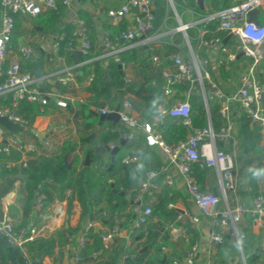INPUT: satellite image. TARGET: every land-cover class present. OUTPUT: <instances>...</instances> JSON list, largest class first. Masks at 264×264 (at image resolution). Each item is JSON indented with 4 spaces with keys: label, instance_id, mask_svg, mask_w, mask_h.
Returning <instances> with one entry per match:
<instances>
[{
    "label": "built area",
    "instance_id": "2783aa9c",
    "mask_svg": "<svg viewBox=\"0 0 264 264\" xmlns=\"http://www.w3.org/2000/svg\"><path fill=\"white\" fill-rule=\"evenodd\" d=\"M167 1L170 2V0ZM229 1L228 6L202 15L201 20L207 22L214 19L217 22L216 30L223 31L225 35L232 37L236 51L252 59L246 71L237 78L229 80L230 91L226 92L219 83L210 80L208 73L202 70V67L209 63V59L207 57L200 60L195 49L219 50L224 57L218 58L217 64L235 60L236 54L223 45L219 36L211 35L205 38L203 35L206 29L203 28L196 48L190 45L189 54L182 60L178 53L172 55L175 70L163 73L162 95L166 98L175 97L174 83L183 81L188 84L183 99L175 97L171 103L165 99L166 105L159 109L160 115L178 118L182 124L189 127L186 139L175 145L166 144L161 135L154 132L151 123L140 122L133 114L132 103L128 97L121 98L119 102L117 110L118 122L121 125L119 131L127 145H133L135 139L143 134L148 145H157L166 154L170 166L162 165L158 170L163 173V183L173 186L175 178H178L195 206L210 218L205 246L207 256L214 257L219 246L226 239L236 242L241 234L245 235L246 230L243 227H246L257 236L249 254L254 253L262 257L264 255V176L254 177V173L258 168L264 169V158L260 162L252 163L255 190L247 178H239L240 167L237 163L236 143L228 152L218 148L217 142L226 143L230 138L234 139L231 109L235 105L234 109L242 111L247 116L250 126L258 128L260 144L264 147V105L261 101V96L264 95V81L259 77L263 70L258 68L257 77L254 68L256 64L264 60V23H260L259 19L258 23L248 19V12L255 7L259 9V14H264V0ZM72 2L73 0H0V116H6L11 122L22 126V129L11 132L0 125V154L8 157L6 159L0 157V169L13 166L19 168L25 166L26 161L35 155L56 152V147L48 142V133L39 135L28 119L18 112L22 99L41 105L45 104L48 98H52L59 107L67 105L65 96L52 89L46 90L39 85V78L35 76L36 70L28 72L21 68L20 62L32 58L34 54L31 44L18 45L13 52L8 47L14 26V15L35 17L46 9L58 12L60 6L68 7ZM195 3L197 4L196 0ZM105 14L112 18L126 19L125 26L119 32L114 34L104 32V45L111 52L119 47L122 39L132 41L137 36L146 35L154 29L153 0H126L118 7L108 8ZM179 27L185 30L188 25L183 24ZM63 37L62 33L53 41V51L57 50L59 40ZM67 48L73 51L79 50L84 55L90 52L89 30L84 20H78L77 27L71 32L67 41ZM8 57L9 62L4 67L3 62ZM153 59L157 61V56ZM62 71L65 76L58 79V84H62L73 76L70 68H64ZM203 78L209 83L207 88L203 85ZM107 79L110 80V77L108 76ZM123 79L126 82L131 80L129 76H123ZM196 87L202 94L207 114H209L207 95L213 97L219 105L218 111L222 123L217 130H214L210 123L204 127H196L191 123L188 97ZM113 110L114 108L107 103L97 107L98 115ZM21 133L28 134L29 137H23ZM36 141H40L41 146H38ZM113 146L112 143L108 145L109 148ZM13 152L17 153L18 157L12 156ZM196 162L200 166H206L215 171L218 183L216 194L211 190L201 191L199 189L197 178L191 167V164ZM98 167L103 169L105 166L100 164ZM156 175L157 172L154 170L147 171L137 187L133 188L136 191L133 201H138L140 206L136 209L129 226L125 228L126 234L123 235L121 227L123 214L115 217V223L101 232L102 242L107 243L110 248H117L123 236L127 238L124 247L128 248L131 242L138 240L137 232L141 230L145 236L147 227L155 221L152 206L159 188L155 180ZM41 186L42 183L37 185L36 199L25 225H16L5 212L0 216V235L10 247L15 246L20 249L24 264H34L26 249V243L43 235L40 220L48 205L43 204L45 195L41 191ZM64 193L68 198L72 195V190L67 188ZM168 206L172 207V204ZM101 215L109 217L111 214L105 209ZM181 217V214H177V219ZM88 225L87 223L76 234L65 233L66 244L76 252L74 264L82 259L80 252L88 241ZM200 253L198 243L195 242L186 253V260L191 263L192 260L200 257ZM247 255L241 247L237 250V256L229 259L227 264H247ZM171 264H184V262L174 257ZM257 264H262V261H258Z\"/></svg>",
    "mask_w": 264,
    "mask_h": 264
},
{
    "label": "trees",
    "instance_id": "16d2710c",
    "mask_svg": "<svg viewBox=\"0 0 264 264\" xmlns=\"http://www.w3.org/2000/svg\"><path fill=\"white\" fill-rule=\"evenodd\" d=\"M208 4L213 10H218L221 7L228 6L229 0H207ZM174 5L178 7L179 4L193 8L194 10L204 13L205 9H200L195 0H173ZM167 0H153L154 6V28H156L165 12ZM63 6H60L58 12L51 9H46L38 14L34 20L37 26L43 27V29L55 27L56 23L60 20ZM80 18L84 20L86 26L89 27L90 19L86 15L80 12ZM264 18V14L259 15L260 23ZM20 20L18 15H14V26L10 35L8 47L14 48L18 43ZM217 22L214 19L207 21L204 25L206 33L203 35L205 38L211 35L219 36L222 40L225 37V32L216 30ZM123 25L119 23L118 28L112 32L118 31ZM74 30L73 25H65L58 30V34H64L63 39L59 40V45L56 50V56L63 57L67 64L77 61L75 51L67 49V41L71 32ZM214 32V33H213ZM111 33V32H110ZM114 34V33H111ZM189 34V32H188ZM229 50L235 52L236 58L226 64H218L216 69L222 79L237 78L242 72L246 71L252 59L243 55L237 56L238 52L235 49V42L232 37H228L223 44ZM178 48L170 45L163 44L158 49H153L152 54L157 55L159 59H163L164 65H173V59L170 58L172 54L177 53ZM44 52H41L39 58H30L20 62V66L23 70L33 72L38 69H42ZM89 54V53H88ZM86 54V56H89ZM198 54L202 57L206 56L203 53V48L198 50ZM47 58L49 54H45ZM144 56V50L142 48H133L127 52L121 54L122 61H132L136 66H139V77L129 82L124 81L123 74L117 69L116 61L110 58L108 61L107 75L110 76L109 81H105L102 76V72L99 68L94 71L95 77L90 80V84L85 88L87 91L93 93L85 101L75 100V106L73 107L70 102L66 106V109L72 113V117L82 119V126L84 128L92 127L98 120V113L90 106L99 107L107 103L110 107L115 108L119 105L117 96L120 95L123 98L125 93H131L138 97L143 103L141 108V119L151 123L154 117H157V121L154 125L156 131L160 132L163 141L168 145H175L179 141L185 140L189 131V127L182 124L178 118L170 115H160L158 111L159 100L156 99V95H159L164 83L162 76H156L155 74L148 76V65L146 60H142ZM9 57L3 62V66L6 67L9 62ZM255 74L258 77V68H261L263 72L260 74V78H264V60L255 65ZM212 79L214 77V71L211 66L207 67ZM152 72V70H151ZM137 74V72H136ZM77 78H82L80 75H76ZM153 81V83H152ZM39 85L48 90V85L45 82H39ZM62 86V84H59ZM203 85L205 88L209 85L207 79L203 78ZM174 94L177 98L183 99L184 94L188 89L186 82H178L173 84ZM62 91V89L60 88ZM101 98L100 101L98 99ZM190 103V117L191 123L196 127H204L208 124V117L206 114L202 94L198 87L191 91L189 94ZM8 100V97H7ZM207 104L209 110V123L214 130H217L221 123L222 118L219 114V105L217 101L207 95ZM57 104L52 98H48L45 104H38L36 102H30L26 99L20 101L18 112L23 115L31 123L33 119L38 115H47L51 110L55 109ZM108 123L107 128H104L97 137L94 139V147L92 149L86 148L84 155L87 154L89 163L84 164V160L75 153L77 142L74 139L66 138L58 146L56 152L52 154H38L26 161L25 166L11 168L2 167L0 169V178L8 185V178L13 176L22 177V191L20 193L21 201V220L18 226H23L28 222V217L34 201L36 199L35 191L37 185L42 183L41 191L44 192L43 204L48 205L56 195L58 199H63L65 196V190L70 188L72 195L67 199L70 201L73 195L77 198L81 207V220L76 228H63L54 236L49 237H36L26 243V249L30 254V257L34 264H41L42 259L45 256H51L54 252V246L56 243H65L64 232H76L78 229H83V218L87 217L88 220L98 219L102 224L110 227L115 223V217L125 214L127 222L123 225L129 226L132 218L134 217L133 210L125 211V208L130 204V200L135 197L136 191L132 185L135 183V187L138 184L137 170L128 164H122L119 166L121 155L125 153L127 145L124 143L119 147L116 153L115 160L111 169H108L110 163V157L106 147L111 142H118L122 140L121 133L119 131V124H113L108 121H101L99 125L103 126ZM233 137L236 140L237 146V163L242 170L247 169V165L253 161H262L264 158V147L260 144V135L258 128L250 126L249 119L242 112L238 111V116L235 118ZM93 137L82 135L79 137V141L85 142ZM143 138L137 137L135 141H138V145L143 141ZM134 141V143H135ZM225 151L231 149V144L227 142L226 147H222ZM14 157H18L17 153L13 152ZM105 156V159H104ZM1 158H8L4 154H0ZM152 170H157L160 167V160L157 153H153ZM69 164V167L67 166ZM103 164L105 167L100 169L98 166ZM193 174L197 178L199 189L205 191L204 179L209 167L200 166L199 163L191 164ZM263 168H258L261 170ZM256 171V172H257ZM133 173L136 175L133 176ZM242 175H244L242 173ZM240 175V176H242ZM245 176V175H244ZM246 178L249 183L253 184L254 189L256 186L253 179V171H246ZM160 175L155 179L159 180ZM10 187V186H9ZM134 187V188H135ZM40 190V189H39ZM122 192V194L120 193ZM127 195L129 197H127ZM171 200L166 189L158 195V201L153 204L152 211L158 217H161L173 225H178L179 222L175 221L177 212L174 208H167V203ZM114 201V202H112ZM104 202L110 211L109 217H103L101 212L105 210L104 207L98 205ZM1 212V211H0ZM188 225V222L185 223ZM246 230L244 235V242L242 249L244 253L248 254L246 257L247 264H257L258 261H262L264 264V255L259 257L254 253L249 254L250 248H252L257 236L250 232L249 229L243 227ZM154 230L148 226L147 232L144 236L143 231L137 232L138 240L134 244H130L128 248L122 250L121 247L113 248L112 251H108L103 247L101 240V230L94 229L88 225L87 238L85 248L81 251L84 256V261L93 259L97 264H116V261L123 256L125 264H161V260L164 258V264H171V258L176 252L170 251L164 253L161 250L162 245H169L173 247L171 242L165 235L161 237L162 241H158L155 238ZM57 239V240H56ZM193 239L189 241L191 244ZM235 242L226 239L220 246L216 254L218 263L227 262L229 259H233L237 256V249L234 247ZM0 264H24L21 256V251L18 247H10L4 237L0 235ZM51 264H59L57 260L52 261Z\"/></svg>",
    "mask_w": 264,
    "mask_h": 264
},
{
    "label": "crops",
    "instance_id": "0c3cea01",
    "mask_svg": "<svg viewBox=\"0 0 264 264\" xmlns=\"http://www.w3.org/2000/svg\"><path fill=\"white\" fill-rule=\"evenodd\" d=\"M125 1L126 0H73L70 6L68 7L63 6L60 20L56 23L55 27L54 28L51 27L47 29H43V27L37 26L35 24L34 18L36 16L27 17L23 15H18V18L20 20L18 43L14 48H11L10 50L13 52L16 50L18 45L31 44V46L34 49V54L32 58H39L41 52H44L45 54H49L50 55L49 58H47L45 54L43 56L44 60L42 63V69L39 71V76H38L39 81L47 83L48 90L52 89L65 96L67 105L68 102H70V104H72V106L74 107L75 100L85 101L90 96H93V93L87 91L85 88L90 84V80L93 77H95L94 71L96 68H99L101 70L103 74L102 78L105 81H109L107 79V77L109 76L107 75V69H108V61L110 58H113L116 61V64H120V71H121L120 73H122L123 76H129L132 80H135L136 78L139 77L138 75L139 66H136L132 61H122L120 57L123 52H127L130 49L140 47L144 50V56L142 57V60L147 61L148 76L155 74L156 76L163 77L164 72L166 71L173 72L175 70L174 63L172 66L164 65L163 59H159L157 55H153L152 50L160 48L161 45L163 44H170L178 48L177 50L178 54L183 52L186 56L187 54H189V46L191 45L192 48L195 49L196 48L195 46L200 38L201 30L203 28L206 29L204 27L206 22H203L201 20V16L206 13L215 11L208 4V1L204 0L203 1V8L205 9L204 13H200L194 10L193 8H189L188 6L179 4L178 7L174 5L175 8H177V10L180 11L179 12L180 15H178L175 12L176 10H173V8L169 3L170 5L169 7L174 11L173 12L171 10L172 11L171 14V12H169L170 10L168 8V1H167L164 15L159 25L156 28H154L153 31H151L146 35H139L132 41L122 39L119 43V47L114 52H111L104 45L103 42L104 32H109V33L119 32L125 26L126 19L109 17L105 14V11L108 8L118 7L121 4H123ZM80 12L86 15L87 17H89L90 19V25L89 27L88 26L87 27L89 30V39L91 42V48L88 54L89 56H86L81 53L80 58L76 57L77 58L76 62L67 64L63 57L56 56V50L53 51L52 43L56 39V37L60 35L58 34L57 31L63 28L65 25H73L74 29L77 27L78 20L82 19L79 16ZM180 21L183 24L188 25V27L185 29L186 36L179 27ZM261 22H264V18L261 20ZM119 23L122 24L123 27L116 32H112L113 30L118 28ZM222 43L224 44L223 40ZM144 45H147L148 48L150 49L149 57H146L147 53L144 48ZM199 49L201 48L195 49L197 57L200 60L207 57L209 59V63L204 67H202V70L208 73L210 80L219 83L226 92H229L230 87L228 83L230 79L229 78L222 79L218 73V70L216 69L217 68L216 66L218 65L216 60L220 57H224V54L220 53L219 50L217 49L216 50L214 49L212 51H206L203 48V53H205L206 56L202 57L198 54ZM172 55L170 56L171 59H172ZM154 56H157V61L153 59ZM226 63L228 62H223L222 64H226ZM208 66H211L212 70L214 71L215 79H212V76L207 69ZM64 68H70L71 72L73 73V76L71 77V79H68L65 82H63L62 86H60L58 84L59 83L58 79L61 76H65L64 71H62ZM117 69L119 71L118 67ZM157 72H160V74H157ZM77 74L82 76V78L80 79L77 78L76 77ZM60 88L62 89V91L60 90ZM123 97H128L130 99L133 107V114L139 119V121L146 122L141 119L140 112L143 103L140 101V99L131 93H125ZM175 97L166 98L165 96L162 95V89H161L160 94L156 95V99L160 101V103L158 104V111L161 107L166 105L164 101L165 99H167V101L171 103L173 102V99ZM100 100L101 98L98 99V101ZM66 106L65 107L57 106L55 107V109L51 110L47 115L36 116L31 122V125L34 127V129L38 132L39 135H44L48 133V142H50V144L56 147V151L58 149V146L61 144V142L64 139L71 138L76 140L77 146L75 149V153L78 154L84 160L85 157L87 156V154L84 155V150L86 148L92 149L94 147L95 137H97L98 134L104 128H107L108 123H105L103 126H101L99 125L100 122L108 121L113 124L114 122L109 119L100 120L98 118L94 126L84 128L82 126V119L73 118L72 113H70L68 109H66ZM90 107L93 110L97 111V107H94L93 105H91ZM234 108L235 105H233L231 109V125L233 128L235 124V118L238 116V111H239ZM156 121H157V117H154L151 122V125L154 132L160 134V132L156 131L154 128ZM115 124L120 125L119 122ZM21 135L23 137H29L28 134L21 133ZM82 135H87L93 138L88 141L81 142L79 141V137ZM139 137L143 138L142 139L143 141L139 145H138V141H135L133 145L127 146L125 153L121 155V159L119 163V166H121L122 164H128L133 167H136L138 184L143 179L145 173L149 170H152L150 168V165L154 163L152 162L153 161L152 156L154 152L158 154L161 163L160 167L162 165H167L168 167L170 166L168 164L169 162L166 157V154L159 146L148 145L146 143L143 134H140L138 138ZM120 141L118 142L114 141L111 143L114 145H119ZM36 142L38 146H41L40 141H36ZM229 143L231 144V149H232V145L236 143V140L232 139L231 141H229ZM226 145L227 142L223 143L222 145H219L217 142L218 148L222 149V147H226ZM144 148H146L147 151L143 154V156L141 157L137 155L138 152H140ZM231 149L228 150V152H230ZM108 154L110 157L109 152ZM89 162L90 161H88V163ZM253 162H258V161H253ZM253 162L249 163L247 165V169L244 170L243 172L240 169V174H239L240 179H244L247 177L246 176L247 170L253 171L251 168ZM158 170L159 169L154 170L157 172L156 176L160 175L159 180L155 179L159 184V188L158 191L156 192L154 203L158 201V195L160 194V192H162L163 189H166L169 196L171 197V200L166 205L167 208H174L177 214L182 215L181 219H177V214H176L175 221L179 222V224L173 225L171 222L161 217H158L153 213L155 215V221L151 223L149 226L154 230L155 238L158 241H162L161 237L165 235L166 238H168L171 242H173L174 245L173 247L169 245H162L163 248L161 250L164 253H169L170 251L176 252L175 255L172 256L171 261L174 257H178L183 260L184 264H227L229 260L227 262L218 263V259L216 258V254L218 251L216 252L214 257L212 256L209 257L205 254L206 240L210 228V218L204 215L195 206V204L192 202V200L185 192L178 178H175V183L173 186H169L163 183L162 181L163 173ZM242 173L245 176L242 175ZM135 175L136 174L133 173V176ZM216 183H217L216 173L213 169L209 168V171L207 172L206 177L204 179L205 191L208 190L212 191L214 188L217 191L218 185H216ZM3 186H8L9 189L4 195H1L0 192V211H1L0 216L3 212H5L8 215V217H10L14 221V223L18 225L22 216L20 192L18 191V185L17 184L6 185L0 178V191ZM17 196L19 198H17ZM66 197L67 196H64L63 199H58L57 196L55 195L53 200L48 204V207L44 210V214L42 215L40 220V226H42L43 235L40 237L54 236L56 238V234L59 231H62L63 228L69 227L73 229L79 225L81 220L80 204L77 198H75V196H73L70 201ZM127 197L129 196L127 195ZM169 204H172V207L168 206ZM98 206L99 207L105 206V209H108V207L105 205L104 202H101ZM139 206H140L139 202L138 201L134 202L132 198L130 200V204L125 208V211H128L129 209L133 210L135 215L136 209ZM122 217H124V219L123 222H121V227L123 229V235H125L126 234L125 228L127 226L123 224L127 222V218L125 214H123ZM186 222H188V225H185ZM88 224L92 226V228L94 229L101 230V232L106 227H108L106 223L102 224L101 221L95 218L92 220H88ZM80 230L82 229L80 228L76 232H71V233L64 232V233L76 234ZM191 239H193V242L190 244L189 241ZM126 242H127V238L123 236L121 243L118 247H121L122 250L126 249L124 247V244ZM195 242L198 243L201 252L200 257L192 260L191 263H189L186 260V253L189 251V249ZM131 243L134 244V242ZM102 244L106 250L112 251L113 248H110L107 243L102 242ZM53 250H54L53 254L51 256H45L42 259L41 264H46V263L51 264L52 261L54 260H57L59 264H74V255L76 254V252L72 250L70 246L66 244V242L61 245L56 243ZM80 255L82 256V259L76 264H97L96 261L93 259L82 262L84 256L82 255L81 252ZM122 262H124L123 256H121L116 261V264H121ZM164 263L165 262L163 258L161 260V264Z\"/></svg>",
    "mask_w": 264,
    "mask_h": 264
},
{
    "label": "water",
    "instance_id": "95a60500",
    "mask_svg": "<svg viewBox=\"0 0 264 264\" xmlns=\"http://www.w3.org/2000/svg\"><path fill=\"white\" fill-rule=\"evenodd\" d=\"M196 2L198 4L199 8L202 9L203 8V0H196ZM169 3L171 5V7L173 8V10H175V6H174L173 1L170 0ZM134 10H136V8H134ZM258 14H259V9L255 7V8L251 9L248 12V19L250 21H253L255 23H258ZM179 23H180V26L183 25V23L181 21ZM181 30L183 31L184 35L186 36V32H185L184 28H181ZM228 37H229V35H226L223 38V42H225ZM144 48H145L146 53H147L146 54V57H149L150 56V49L148 48L147 45H144ZM75 54L77 55L78 58H80L81 53H80L79 50L75 51ZM240 55H241V52L238 53V56H240ZM184 57H185V54L183 52H181L179 54V58L182 60V59H184ZM117 67L119 68V72H121L120 71V64H117ZM157 74H160V72H157ZM35 76L36 77L39 76V70L38 69H36ZM120 100H121V97H120V95H118L117 96V101L120 102ZM261 101H262V104L264 105V95L263 94L261 96ZM118 107H119V105L115 106V108H114V110L112 112H109V113H106V114H100L99 115V119L100 120L109 119V120H112L114 123H117L118 120H119V115L117 113ZM208 123H209V116H208ZM0 125L3 126L4 128H6L7 130L11 131V132H14L15 130L22 129V126L20 124L11 122L6 116H0ZM231 140H232V138H230L229 141H231ZM124 143H125V140L122 139L120 141L119 145H114L112 148H109L108 146L106 147V149L110 153V163H109L108 169H111L112 168L113 163H114V160H115L116 153L119 150V147L121 145H123ZM218 144L219 145H222L223 142L219 141ZM146 151H147L146 148H144L140 152H138L137 155H139V156L142 157L143 154ZM88 161H89L88 156H86L85 159H84V163L87 164ZM67 166L69 167V164H67ZM22 181H23V179L20 176H13V177H9L8 178V184L9 185L17 184L18 185V191L20 193L22 191V185H21ZM132 187L133 188L135 187V183H133V186ZM8 189H9L8 186H3L1 188V191H0L1 192V195H4L8 191ZM212 191L215 194L217 193V191H216L215 188ZM120 193L122 194V192H120ZM87 223H88V218L87 217H84L83 224L84 225H87Z\"/></svg>",
    "mask_w": 264,
    "mask_h": 264
},
{
    "label": "clouds",
    "instance_id": "9594fccd",
    "mask_svg": "<svg viewBox=\"0 0 264 264\" xmlns=\"http://www.w3.org/2000/svg\"><path fill=\"white\" fill-rule=\"evenodd\" d=\"M256 176H264V169L258 170L256 173H254V177ZM244 242V236L241 234L239 238L236 240L234 247L239 250Z\"/></svg>",
    "mask_w": 264,
    "mask_h": 264
},
{
    "label": "rangeland",
    "instance_id": "374dc122",
    "mask_svg": "<svg viewBox=\"0 0 264 264\" xmlns=\"http://www.w3.org/2000/svg\"><path fill=\"white\" fill-rule=\"evenodd\" d=\"M169 6H170V5H169V3H168V8H169V10H170L169 12H171V14H172V11H173V10H172ZM171 10H172V11H171ZM175 10H176L175 12H176L178 15H180V14H179L180 11H178L177 8H175ZM167 12H168V11H167ZM173 12H174V11H173ZM164 29H165V28H164ZM214 184H215V183H214ZM216 185H218V184L216 183ZM17 194H18V193H17ZM17 198H19V197L17 196Z\"/></svg>",
    "mask_w": 264,
    "mask_h": 264
}]
</instances>
